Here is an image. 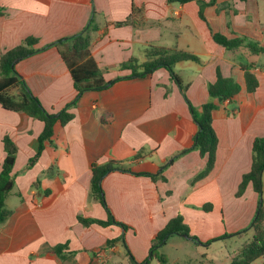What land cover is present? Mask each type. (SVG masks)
Returning a JSON list of instances; mask_svg holds the SVG:
<instances>
[{
    "label": "crops",
    "instance_id": "crops-1",
    "mask_svg": "<svg viewBox=\"0 0 264 264\" xmlns=\"http://www.w3.org/2000/svg\"><path fill=\"white\" fill-rule=\"evenodd\" d=\"M200 1L0 0V57L27 38L42 48L72 37L93 19L90 57L106 81L129 75L121 65L132 59L143 63L150 46L177 50L198 58L173 67L187 99L198 109L209 101L218 105L212 113L218 140L215 167L194 184L205 159L195 150L181 153L192 147L197 126L165 69L119 80L105 90L85 91L69 110L73 119L54 125L51 141L43 144L31 166L43 124L0 105V167L6 155L4 137L16 148L14 184L5 199L9 216L0 226V264H131L128 251L142 262L153 236L178 214L190 234L205 243L250 225L258 195L250 185L241 197L235 193L250 170L253 141L264 138V53H252L244 45L227 50L212 35L245 37L264 48V0H215L203 8L205 20L199 17ZM70 47L71 42H63L15 66L49 113L59 112L76 95L61 56ZM245 67L257 81L253 92L247 90ZM217 73L238 84L233 101L210 98L207 88ZM21 92L16 87L9 94L19 97ZM110 160L132 173L165 178L122 172L105 176L107 207L116 221L130 227L126 232L116 225L84 226L77 219L107 220L104 208L91 197L90 180L92 166ZM261 198L264 206V172ZM205 205L211 210L204 211ZM248 232L252 237V230ZM56 246L65 247L63 260L53 253ZM262 261L264 256L252 264Z\"/></svg>",
    "mask_w": 264,
    "mask_h": 264
},
{
    "label": "trees",
    "instance_id": "trees-1",
    "mask_svg": "<svg viewBox=\"0 0 264 264\" xmlns=\"http://www.w3.org/2000/svg\"><path fill=\"white\" fill-rule=\"evenodd\" d=\"M169 2L185 3L191 0H168ZM215 0H209L199 2V17L205 20L203 16V8L205 6L213 5ZM3 14L0 9V15ZM117 23L116 26L126 24ZM95 31L93 25V19L84 30L72 37L59 40L48 44L42 48H35L37 40L34 38H27L23 44L6 51L0 57V105L3 109L13 112H23L28 117L38 120L43 124L42 132L38 137L39 150L37 154L29 162L31 166L44 147V143L51 141L54 135V125L60 123L62 126L66 125L73 119V114L69 110L76 104L80 96L85 91H101L110 87L113 83L132 78H143L147 75H151L153 72L159 69H165L169 72L170 77L175 81L180 89V92L185 99L189 112L193 118L194 123L197 126V131L193 137V145L190 149L184 150L181 154L195 150L199 153L202 159H205L204 168L194 177L192 184L207 177L215 167L217 159V146L218 140L215 130L213 128L212 113L217 108V104L213 101H209L200 106V108L194 107L186 97V87L183 86L177 76L173 72V67L178 62L193 61L198 62V58L194 55L177 51L169 50L161 47L150 46L145 51V61L138 63L132 59L129 62L121 65V69L130 70L129 75L124 77H116L115 79L106 81L103 78L102 71L99 69L95 61L90 57V33ZM212 38L214 42L221 45L227 50L236 49L242 45L246 46L252 53L259 54L264 53V48L260 47L255 41L249 40L245 37L228 39L220 34H213ZM63 42H71V47L66 51L61 52V56L70 69V73L74 82L76 95L74 99L69 102L62 110L57 113H49L39 102V100L32 95V93L26 87V84L22 80L21 76L15 71L16 64L28 58L41 50L49 47L58 46ZM249 67H245L246 71V85L249 92H253L257 87V81L255 77L248 72ZM21 87V95L15 97L9 94V91L13 88ZM208 94L210 98L216 99L219 103L228 100L233 101L235 96L239 92V86L232 78H223L217 73V79L214 83L208 85ZM4 149L6 152L5 158L0 167V226L7 220L9 211L5 208V199L9 192L13 188V175L12 169L15 162L16 148L12 141L8 137L3 139ZM180 155L174 156L170 163L178 158ZM122 172L132 173L130 170L123 167L120 162L110 160L103 165H93L91 168V180H90V193L91 197L97 201L106 211L107 220H89L81 216H78V221L88 226L90 224H97L101 227H107L116 225L119 226L123 232H126L130 227L126 224L120 223L115 220L110 213L105 196L102 189V181L110 173ZM264 172V138H257L252 144V163L248 173L242 176V180L235 193V197L239 198L244 194V191L248 185H250L253 191L258 195V202L254 218L250 225L244 229L252 230L253 235L250 240L242 245V251L240 255L231 261V264H252L258 258L264 256V206L262 202V174ZM134 175H146L151 177L152 180L158 178L165 181V178L160 175H151L147 173H132ZM204 211H210L211 205H205L202 207ZM242 231V232H244ZM242 232L235 233L233 235H224L216 239H212L205 243L209 245L212 242L224 239L225 237L236 236ZM187 235L188 238L200 244L199 240L190 234L188 226L184 223L183 217L178 214L171 218L166 225L158 231L151 240V246L149 249L148 257L142 262H137L135 258L128 251V256L131 264H150L152 260L156 261V264H166L167 258L164 254L159 253L168 241L173 236ZM124 241V236H122ZM111 241L107 242L110 244ZM125 243V241H124ZM64 246H56L53 248V253L61 260L65 257L63 255Z\"/></svg>",
    "mask_w": 264,
    "mask_h": 264
},
{
    "label": "rangeland",
    "instance_id": "rangeland-1",
    "mask_svg": "<svg viewBox=\"0 0 264 264\" xmlns=\"http://www.w3.org/2000/svg\"><path fill=\"white\" fill-rule=\"evenodd\" d=\"M12 92L15 93L16 90ZM242 231L244 230L241 229L240 232ZM248 231L250 230L242 232V237L232 236L212 243L211 246L205 245V242L196 236L200 244L180 236H173L159 253L166 256V264H231V261L240 255L242 245L252 238L251 232ZM263 263L264 261L256 264Z\"/></svg>",
    "mask_w": 264,
    "mask_h": 264
},
{
    "label": "water",
    "instance_id": "water-1",
    "mask_svg": "<svg viewBox=\"0 0 264 264\" xmlns=\"http://www.w3.org/2000/svg\"><path fill=\"white\" fill-rule=\"evenodd\" d=\"M182 238L189 239L187 235H182Z\"/></svg>",
    "mask_w": 264,
    "mask_h": 264
}]
</instances>
